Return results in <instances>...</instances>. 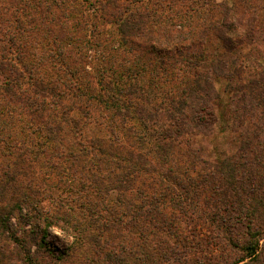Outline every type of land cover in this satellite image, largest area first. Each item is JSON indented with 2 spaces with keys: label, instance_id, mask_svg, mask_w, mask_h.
Instances as JSON below:
<instances>
[{
  "label": "trees",
  "instance_id": "trees-1",
  "mask_svg": "<svg viewBox=\"0 0 264 264\" xmlns=\"http://www.w3.org/2000/svg\"><path fill=\"white\" fill-rule=\"evenodd\" d=\"M257 3L0 0V264H264V76L228 88L258 109L239 153L190 144L243 125L213 81Z\"/></svg>",
  "mask_w": 264,
  "mask_h": 264
},
{
  "label": "rangeland",
  "instance_id": "rangeland-1",
  "mask_svg": "<svg viewBox=\"0 0 264 264\" xmlns=\"http://www.w3.org/2000/svg\"><path fill=\"white\" fill-rule=\"evenodd\" d=\"M216 3L219 4H231V0H214ZM256 10L254 13L245 15L247 18H250V20H253L251 27L247 28L251 33H247L246 28L238 32V34L241 37H246L245 40L250 41V44L242 45L240 47V50L238 52H234L233 54H229V56L232 58V60L238 64V66L241 67V75H240V81L237 78L234 77L233 74H231L230 80L231 82H226L222 79L214 80L213 84L215 85V88L217 92L222 96V91L226 92L224 97L222 99V106L219 111V117H221V120L224 121L225 124L231 125V123L234 121V112L235 114L239 113L244 115L245 119L243 122V125L237 129V131L228 130L224 128H219L221 131L213 130L212 134L213 136L205 139L204 137L196 136L194 137L190 144L191 148L193 150H199L201 154V158H207L210 161H215L222 157H232L235 156L239 149V142L240 139L238 138L239 134L244 133L246 130H251V118L253 119L254 113L258 112L257 107L255 106L253 109L250 107L251 102L247 97L245 96L244 100H241L242 97L240 96V93H236L233 89L230 91L228 89L229 87H235L239 83L247 84L248 80L252 79H258V75L264 76V7L261 9L260 7L263 6L259 3L256 5ZM38 38V37H36ZM30 43V40H29ZM107 43V42H106ZM95 48H91L89 46H84L83 49H81L82 53L87 56L86 62L87 63H93L94 58L98 57L99 50H93ZM220 54H212V57H209L210 59H223L220 58ZM227 56V55H226ZM225 56V59H226ZM228 56V57H229ZM263 72V73H262ZM218 129V130H219ZM223 129V130H222ZM14 132V131H13ZM239 132V134H238ZM90 134V133H89ZM257 142V141H256ZM258 143L264 144V136L259 137ZM252 148L257 149L258 145L256 143H252ZM257 145V146H256ZM247 156V155H246ZM195 231L198 236H203L206 234H209L204 229V226L202 224H198L195 227ZM264 241V239L262 240ZM46 242L51 246L53 245V253L54 256L58 254L59 251H61L65 243L67 241L64 240V237L60 230L55 228H49L47 231V237ZM68 244V243H67ZM32 250L34 247L31 248ZM215 252V251H214ZM57 253V254H55ZM39 255L47 258V253L39 252ZM39 258V257H38ZM51 258V256H49ZM53 259V256L51 258ZM75 263H58V264H76Z\"/></svg>",
  "mask_w": 264,
  "mask_h": 264
}]
</instances>
